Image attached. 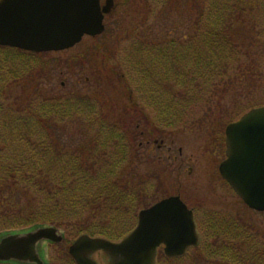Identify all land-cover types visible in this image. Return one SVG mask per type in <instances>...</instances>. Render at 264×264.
Instances as JSON below:
<instances>
[{
  "label": "rangeland",
  "instance_id": "1",
  "mask_svg": "<svg viewBox=\"0 0 264 264\" xmlns=\"http://www.w3.org/2000/svg\"><path fill=\"white\" fill-rule=\"evenodd\" d=\"M188 2L115 0L114 8L104 20V32L95 37H83L71 49L32 53L30 57L0 50V123L8 116V110H18L19 106L22 110L30 99L29 104L34 105L44 95L54 100L58 98L82 111L80 117L97 118V121L122 128L132 140L133 151L142 145L138 152L140 157L136 155L137 160L128 165L133 184L140 185L142 190L136 215L145 207L177 194L188 199L190 207H201L195 213L200 243L177 258L178 261L167 264H264V212L248 209L227 184L219 198L223 208L217 207L218 213L223 215L211 224L216 231H221L229 220L227 224L232 228L226 229V237L210 235L213 230L202 225L200 216V210L213 212L212 205L216 204L213 198L217 197L212 188L205 190L204 185L208 182L202 183L204 176L201 172L216 173L218 162L223 158L225 126L249 111L248 103L264 104V78L246 81L243 86H231L225 92L219 88L217 93L215 88L200 86L197 77L196 83L188 87L176 86V82L169 80L168 85H158L161 79L158 74L153 77L157 81L153 87L155 81L152 77L150 80L145 78L150 72H161L160 63L157 66L154 62V46L171 42L176 47L183 44V36L190 30L189 21H193L196 14ZM239 31L243 35L246 29L240 28ZM164 66L170 70V66ZM10 71L14 76L9 75ZM171 71L183 73L185 77V71L180 68H171ZM143 86L158 92V107L177 105L176 115L171 114V109L167 115H157V106L152 105L154 95H146ZM200 91L212 92V100L195 102L190 99L192 94ZM165 93H170L169 103L161 99ZM182 108H186L185 112L179 113ZM75 113L79 114L78 111ZM85 119L69 117L62 131L54 134L65 143L67 151L86 150L92 131L85 129ZM158 135L175 141L174 155L180 147L184 157L191 158L187 164L193 168L191 176L178 172L174 163L150 155L153 138ZM147 141L150 142L146 144ZM198 188L202 190L198 191ZM1 223L0 219V237L13 233L10 231L18 232L17 229H5ZM55 228L62 234V242H45L38 246V251L46 264H67L72 238L66 230ZM92 258L98 264H107L100 252ZM166 261L160 247L155 264H166Z\"/></svg>",
  "mask_w": 264,
  "mask_h": 264
},
{
  "label": "trees",
  "instance_id": "2",
  "mask_svg": "<svg viewBox=\"0 0 264 264\" xmlns=\"http://www.w3.org/2000/svg\"><path fill=\"white\" fill-rule=\"evenodd\" d=\"M188 4L196 14L189 21L190 30L183 36V44L154 46V62L157 66L160 63L161 72L149 71L146 80L158 74V85H168L169 80L176 82V86L188 87L196 83L197 77L200 86L215 88L217 93L219 88L225 92L231 86L264 78V0H189ZM240 28L246 29L243 35ZM0 50L22 57L32 55L6 47ZM164 65L170 66V70ZM171 68L185 71V77ZM9 73L14 76L13 71ZM144 92L154 95L152 105L157 106L158 92ZM212 94L200 91L190 99L211 101ZM169 98L170 93L161 97L168 103ZM38 99L40 106L29 104L30 99L22 110L20 106L18 110H8V116L0 123L1 226L18 232L57 227L66 230L72 241L83 234L114 242L121 240L134 228L141 200V187L133 184L128 170V165L137 160L139 148L133 151L132 140L116 125L80 117L82 111L58 98L42 95ZM257 105L264 104L248 103V108ZM167 107L157 106V115H167L171 109L175 116L179 109L177 105ZM185 110L182 108L179 113ZM75 116L84 118L85 129L92 131L86 150L81 152L67 151L65 143L54 137L69 117ZM212 223L213 220L206 224L208 229L213 228ZM227 228L232 226L226 224L221 231L226 232ZM178 260L167 258L166 264ZM67 264L74 262L69 258Z\"/></svg>",
  "mask_w": 264,
  "mask_h": 264
},
{
  "label": "water",
  "instance_id": "3",
  "mask_svg": "<svg viewBox=\"0 0 264 264\" xmlns=\"http://www.w3.org/2000/svg\"><path fill=\"white\" fill-rule=\"evenodd\" d=\"M106 0H0V47L31 53L73 48L83 37L104 32ZM225 158L218 171L250 209L264 212V106L253 108L225 127ZM62 234L51 226L0 237V263L44 264L38 246L60 243ZM198 234L193 213L178 196L164 198L137 213L135 227L113 242L83 234L68 247L74 264H98L101 252L107 264H155L163 247L169 259L183 257L196 247Z\"/></svg>",
  "mask_w": 264,
  "mask_h": 264
},
{
  "label": "flooded vegetation",
  "instance_id": "4",
  "mask_svg": "<svg viewBox=\"0 0 264 264\" xmlns=\"http://www.w3.org/2000/svg\"><path fill=\"white\" fill-rule=\"evenodd\" d=\"M110 1L112 3V8H111V11H112V9L114 8V5H115V0H110ZM99 2H100V6L102 7L105 4L106 0H104L103 4H102V0H99ZM111 11H110V13H111ZM108 15H106L104 17V20ZM137 128H138V126L136 127V129ZM140 135L142 136L143 133H140ZM151 135H155V134H151ZM149 138H150V136H149ZM219 141H220V145H221V136H219ZM149 142L150 141H147L146 144H148ZM222 143H223V158H221V160L218 162V165L216 167V173L212 172V174H209L207 170H203L201 172L202 173L201 175L204 176V178L201 179V180H204V182H202V183H204V184L207 182L209 183V184L207 183L204 185L205 190H207L210 187V188H212V192H214L215 195L217 196V197L213 198V201L216 202L215 205H212V208H214L213 212H207L205 210L204 211L200 210L201 222H202L203 226H206V224H209L210 221H212V220L214 221L216 219H219V217H221L223 215L221 213H218L219 212L218 208H223V207H221L219 198L222 196V194H224L225 187H226V182L221 178V176L218 172L219 164L224 159L225 148H224V138L223 137H222ZM141 146L142 145L139 144L138 148ZM174 147H175V141L174 140H171L169 138L164 139L163 135L162 136L158 135V136H156V138H153V146L150 150V155L152 157L157 158V160L162 161L164 158L165 161L174 163V165L177 166L178 172H186L189 176H191L193 173V168L191 166L187 165L190 163L191 158H185L183 155V150L180 147L177 149V155H174V153H173ZM209 178H210V180H209ZM217 179H218L219 183L217 182ZM210 184H212V185L210 186ZM201 190H202V188H198V191H201ZM208 191H210V190L208 189ZM174 196H178L181 199V201L187 206V208L193 212V216L195 219V213L197 212L196 210H198L201 207L200 206H198L196 208L190 207L189 203H188L189 202L188 199L183 198L180 194H177ZM201 206L204 208L206 207V205H204V204H201ZM223 206H225V204H223ZM224 218H222V219H224ZM228 221H226L225 224H227ZM211 230H213V231L209 232V233L213 237L219 236V235L226 237V235H227L226 232L216 231L215 228H212ZM199 243H200V241H199Z\"/></svg>",
  "mask_w": 264,
  "mask_h": 264
}]
</instances>
